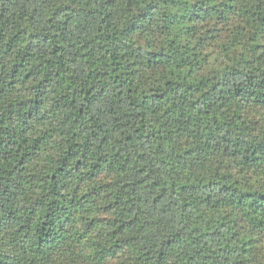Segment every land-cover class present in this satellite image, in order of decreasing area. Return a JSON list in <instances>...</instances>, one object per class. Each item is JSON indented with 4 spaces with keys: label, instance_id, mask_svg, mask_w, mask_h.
<instances>
[{
    "label": "trees",
    "instance_id": "trees-1",
    "mask_svg": "<svg viewBox=\"0 0 264 264\" xmlns=\"http://www.w3.org/2000/svg\"><path fill=\"white\" fill-rule=\"evenodd\" d=\"M0 264H264V0H0Z\"/></svg>",
    "mask_w": 264,
    "mask_h": 264
}]
</instances>
